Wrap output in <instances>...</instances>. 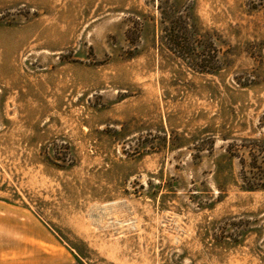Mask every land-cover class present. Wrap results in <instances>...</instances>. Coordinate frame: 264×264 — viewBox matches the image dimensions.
Listing matches in <instances>:
<instances>
[{
    "label": "rangeland",
    "instance_id": "rangeland-1",
    "mask_svg": "<svg viewBox=\"0 0 264 264\" xmlns=\"http://www.w3.org/2000/svg\"><path fill=\"white\" fill-rule=\"evenodd\" d=\"M0 200L84 258L76 214L128 264H264V0H0Z\"/></svg>",
    "mask_w": 264,
    "mask_h": 264
},
{
    "label": "crops",
    "instance_id": "crops-1",
    "mask_svg": "<svg viewBox=\"0 0 264 264\" xmlns=\"http://www.w3.org/2000/svg\"><path fill=\"white\" fill-rule=\"evenodd\" d=\"M107 223L103 230L95 229L94 223L74 215V240L89 251L84 258L76 245L65 243L36 212L0 200V264H128L127 250L137 249L128 239H138L137 229L128 235L121 216L110 217ZM130 264H137L136 259Z\"/></svg>",
    "mask_w": 264,
    "mask_h": 264
},
{
    "label": "bare ground",
    "instance_id": "bare-ground-1",
    "mask_svg": "<svg viewBox=\"0 0 264 264\" xmlns=\"http://www.w3.org/2000/svg\"><path fill=\"white\" fill-rule=\"evenodd\" d=\"M55 24V23H54ZM48 33H50V32H48ZM44 37V36H43Z\"/></svg>",
    "mask_w": 264,
    "mask_h": 264
},
{
    "label": "trees",
    "instance_id": "trees-1",
    "mask_svg": "<svg viewBox=\"0 0 264 264\" xmlns=\"http://www.w3.org/2000/svg\"><path fill=\"white\" fill-rule=\"evenodd\" d=\"M208 73V72H207Z\"/></svg>",
    "mask_w": 264,
    "mask_h": 264
}]
</instances>
